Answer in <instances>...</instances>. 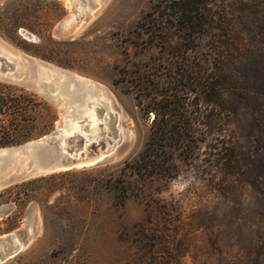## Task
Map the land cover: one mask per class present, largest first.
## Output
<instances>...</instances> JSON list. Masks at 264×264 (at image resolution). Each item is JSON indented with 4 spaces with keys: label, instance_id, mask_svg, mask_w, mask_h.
<instances>
[{
    "label": "rangeland",
    "instance_id": "1",
    "mask_svg": "<svg viewBox=\"0 0 264 264\" xmlns=\"http://www.w3.org/2000/svg\"><path fill=\"white\" fill-rule=\"evenodd\" d=\"M222 1L236 14L247 12L237 36L264 54V33L249 18H264V0ZM152 2L0 0V45L16 56L19 76L0 82L33 92L54 111L45 134L70 106L25 80L35 63L47 69L52 90L68 76L95 100L100 123L85 132L86 141L74 134L64 146L103 152L91 164L37 175L16 177L0 167V235L30 231L29 241L0 264H264V92L248 69L236 88L222 90L219 115L205 102L198 105L214 121L197 125L206 136L185 153L173 151L169 175L133 167L151 114L137 105L132 76L152 68L163 81L173 80L176 46L185 61L210 53L205 35L195 45L172 27L143 32L138 22ZM86 112L94 122L92 105ZM215 130L234 149L229 165L212 154Z\"/></svg>",
    "mask_w": 264,
    "mask_h": 264
},
{
    "label": "trees",
    "instance_id": "2",
    "mask_svg": "<svg viewBox=\"0 0 264 264\" xmlns=\"http://www.w3.org/2000/svg\"><path fill=\"white\" fill-rule=\"evenodd\" d=\"M233 10L225 8L222 0H153L151 9L138 22L149 35L158 27H172L175 36L182 41L188 38L195 45L196 39L205 35L210 53L201 60L185 61L181 48L176 46L174 53L170 49L173 55L180 56L172 62L169 77L173 80L163 81L151 67L132 76L136 103L151 114L145 142L133 163L136 172L169 175L173 151L185 153L186 147L207 133L197 125L214 121L199 111L198 105L205 102L211 114L214 111L219 115L216 109L224 105L222 90L236 88L238 78L246 76L245 70L253 74L264 92V54L253 53L245 38L237 36L243 29L239 25L242 15L246 17L247 12L236 14ZM249 15L250 23L264 33V18L259 20L256 13ZM244 31L249 35L253 30L249 27ZM190 93L193 102L188 101ZM192 105L196 107L193 110ZM54 117V111L33 92L0 82V146L17 144L48 131ZM218 135L220 132L215 130L210 136L215 141L212 154L229 165L234 149L228 147L229 139L223 145ZM216 141L222 144L217 146Z\"/></svg>",
    "mask_w": 264,
    "mask_h": 264
},
{
    "label": "water",
    "instance_id": "3",
    "mask_svg": "<svg viewBox=\"0 0 264 264\" xmlns=\"http://www.w3.org/2000/svg\"><path fill=\"white\" fill-rule=\"evenodd\" d=\"M35 67V73L27 76L25 82L51 98L64 97L65 104L70 106V109L64 110V120L50 132L19 144L0 146V167L8 166V170H13L15 176L18 177L96 162L103 156V152L101 156L98 155L101 151L87 155L64 146V140L70 135H80L82 140L86 141L89 136L85 132L88 130L92 133L96 130L100 122L95 100L88 101L90 95L75 82L70 84L71 79L68 76L57 79L54 90H52L49 86L51 79L47 70L43 69L39 63H35ZM18 77L16 56L0 45V79L15 80ZM91 105L94 122H91L90 112H86ZM99 120L101 121V118ZM81 130L83 133L80 132ZM86 159L88 160L85 161ZM29 238L28 227L25 230L17 229L0 235V260L19 251L29 241Z\"/></svg>",
    "mask_w": 264,
    "mask_h": 264
},
{
    "label": "bare ground",
    "instance_id": "4",
    "mask_svg": "<svg viewBox=\"0 0 264 264\" xmlns=\"http://www.w3.org/2000/svg\"><path fill=\"white\" fill-rule=\"evenodd\" d=\"M43 67H44V66H43ZM45 70H47V69H45ZM56 71H57V70H56ZM48 74H49V73H48ZM97 104H98V103H97ZM97 113H98V112H97ZM100 127H101V126H100ZM88 132H89V131H88ZM86 133H87V132H86ZM89 133H91V132H89ZM98 134H99V133H98ZM94 135H95V133H94ZM89 136H90V135H89ZM91 136H92V135H91ZM95 136H96V135H95ZM99 136H100V135H99ZM99 136H98V137H99ZM90 138H91V137H90ZM100 151H101V150H100ZM100 153H101V152H99V154H100ZM99 154H98V155H99ZM89 159H90V158H89ZM87 160H88V159H86L85 161H87ZM85 165H86V164H85ZM77 166H78V165H77Z\"/></svg>",
    "mask_w": 264,
    "mask_h": 264
}]
</instances>
